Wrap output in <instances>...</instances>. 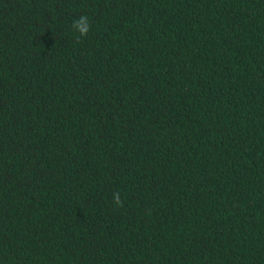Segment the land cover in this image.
Listing matches in <instances>:
<instances>
[{"label":"trees","instance_id":"obj_1","mask_svg":"<svg viewBox=\"0 0 264 264\" xmlns=\"http://www.w3.org/2000/svg\"><path fill=\"white\" fill-rule=\"evenodd\" d=\"M0 264H264V0H0Z\"/></svg>","mask_w":264,"mask_h":264},{"label":"clouds","instance_id":"obj_2","mask_svg":"<svg viewBox=\"0 0 264 264\" xmlns=\"http://www.w3.org/2000/svg\"><path fill=\"white\" fill-rule=\"evenodd\" d=\"M72 28L80 34L79 37H77V41L80 37L86 36L90 30V22L87 16L81 15L78 19H75L72 23ZM113 200L117 206L122 205L119 193L114 194Z\"/></svg>","mask_w":264,"mask_h":264}]
</instances>
